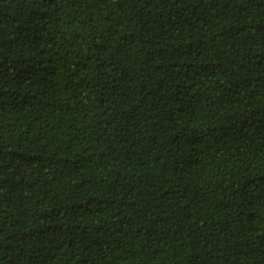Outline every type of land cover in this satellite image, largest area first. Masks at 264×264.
I'll return each instance as SVG.
<instances>
[{"label": "trees", "instance_id": "obj_1", "mask_svg": "<svg viewBox=\"0 0 264 264\" xmlns=\"http://www.w3.org/2000/svg\"><path fill=\"white\" fill-rule=\"evenodd\" d=\"M0 264H264V0H0Z\"/></svg>", "mask_w": 264, "mask_h": 264}]
</instances>
